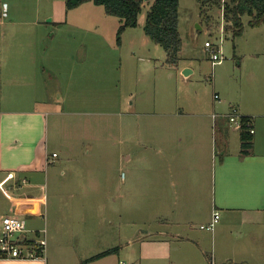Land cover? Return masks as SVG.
<instances>
[{
	"label": "crops",
	"instance_id": "obj_1",
	"mask_svg": "<svg viewBox=\"0 0 264 264\" xmlns=\"http://www.w3.org/2000/svg\"><path fill=\"white\" fill-rule=\"evenodd\" d=\"M5 4H0V235L3 217L20 213L30 237L35 230L47 229V247L42 258L0 256V264H80L126 240L130 244L131 238L140 246L137 264H159L165 256L170 264H264V101L240 94L229 101L217 87L220 99L213 97L210 110L138 113L155 118L160 134L152 183L140 190L141 196L153 198L154 208L139 233L131 237L120 229L113 238L116 246L109 247V176H79V166L84 165L76 150L84 147L89 154L92 138L73 136L81 129L77 123L61 125L64 117L79 112L53 107L55 74L43 61L48 54L44 49H25V38L29 44H45L47 38L39 43L27 27H42L46 20L39 15L30 21L9 18L10 13L4 15ZM258 55L251 56L258 59ZM183 70L186 78L195 73L190 66ZM246 81V86H264L261 64H253ZM251 99L256 101L254 107ZM232 107L253 118V147L246 154L241 130L228 118ZM52 115L60 117L56 132L61 153L50 154L48 149ZM143 125L139 119V141ZM54 153L63 161L62 176L49 175V165L56 163L50 159ZM39 210L44 212L42 226L28 221L37 220ZM215 210L221 213L215 228H202L213 220ZM122 218L123 213L117 222ZM110 222L115 223L112 218ZM120 254L119 249L87 264H107L109 257Z\"/></svg>",
	"mask_w": 264,
	"mask_h": 264
},
{
	"label": "rangeland",
	"instance_id": "obj_2",
	"mask_svg": "<svg viewBox=\"0 0 264 264\" xmlns=\"http://www.w3.org/2000/svg\"><path fill=\"white\" fill-rule=\"evenodd\" d=\"M153 1L146 0L139 25L126 29L122 35L124 45H119L117 32L122 21L106 13L103 5L91 1L67 13L66 0H0L1 5L6 2L9 18L30 21L39 15L46 20L42 27H27L30 35H37L39 43L47 38L45 44H29L25 38V49L28 52L44 49L48 54L43 61L51 74H55V80H51L53 107H70L79 112L77 116L64 117L61 125L77 123L81 129L72 135L92 138L89 154L84 147L76 150L84 165L79 166L82 168L79 176H109V247L116 246L113 238L118 237L120 229L131 237L139 233L154 208L153 198L141 196L140 190L152 183L154 162L160 157V134L156 133L155 118L138 113L210 110L217 87L223 89V98L229 101L238 94L264 101V86L245 84L254 63L261 64L264 75V24L253 27L249 24L251 17L244 15V32L234 37L226 30L228 22L223 3L212 1L202 6L199 0H180L179 29L183 45L180 63L174 66L167 61L163 46L144 30ZM208 40L218 44L224 55L223 62L216 66L212 64L211 51L206 48ZM253 53L259 54V58H253ZM27 59L22 56L23 61ZM184 66L195 70L190 78H186ZM256 80L261 83V78ZM254 100L251 99L252 107ZM233 108L236 107L231 111ZM139 119L144 122L142 136L145 137L141 141L138 140ZM59 120L60 117L51 116L50 154L60 151L56 132ZM52 158L56 163L49 165V175L62 176L63 161L50 155ZM122 193L124 198L120 197ZM43 203L44 195L41 207ZM43 213L39 210L38 219L33 223L30 218L28 221L44 225ZM122 213L123 218L117 222ZM111 218L115 223L110 222ZM131 239L130 244L126 240L119 246L120 256L109 257L107 264L138 263L140 246ZM159 264H170V258L165 256Z\"/></svg>",
	"mask_w": 264,
	"mask_h": 264
},
{
	"label": "trees",
	"instance_id": "obj_3",
	"mask_svg": "<svg viewBox=\"0 0 264 264\" xmlns=\"http://www.w3.org/2000/svg\"><path fill=\"white\" fill-rule=\"evenodd\" d=\"M103 5L106 13L117 16L122 23L117 32V43L122 44V35L128 28L139 25V17L143 12L146 0H66L67 13L87 2ZM204 6L206 2H218L221 0H199ZM222 4V3H221ZM225 17L228 22L227 32H232L234 37L244 32L243 16L249 15V24L258 27L264 24V0H231L223 3ZM180 0H154L147 12L144 30L157 44L163 46L167 52L169 63H178L181 59L183 39L179 29ZM244 126L241 129L243 153H248L253 147V134L250 132L249 122L253 121L250 116H242ZM224 150L223 153L224 154ZM119 247L108 249L96 254L80 264H87L101 257L116 253Z\"/></svg>",
	"mask_w": 264,
	"mask_h": 264
},
{
	"label": "built area",
	"instance_id": "obj_4",
	"mask_svg": "<svg viewBox=\"0 0 264 264\" xmlns=\"http://www.w3.org/2000/svg\"><path fill=\"white\" fill-rule=\"evenodd\" d=\"M7 15V11L4 12ZM207 50L211 51L212 64L216 66L223 62L224 55L222 54L218 44L208 40L206 42ZM215 99H220L219 94H215ZM215 117L217 114L214 115ZM230 122L239 130L244 126L242 116L236 108L228 114ZM249 130L253 134L255 129L253 121L249 122ZM53 156H57L56 153ZM221 218V213L218 210L214 211L213 220L209 224L202 225V228L213 230ZM2 232L0 235V256L4 258L18 259H35L44 257L47 247V229L41 228L35 230V236L30 237V232L27 221L20 213L14 215H6L2 220ZM119 264H129L126 261H120Z\"/></svg>",
	"mask_w": 264,
	"mask_h": 264
},
{
	"label": "water",
	"instance_id": "obj_5",
	"mask_svg": "<svg viewBox=\"0 0 264 264\" xmlns=\"http://www.w3.org/2000/svg\"><path fill=\"white\" fill-rule=\"evenodd\" d=\"M199 29H201V27Z\"/></svg>",
	"mask_w": 264,
	"mask_h": 264
}]
</instances>
